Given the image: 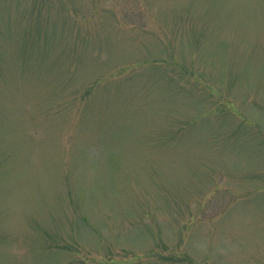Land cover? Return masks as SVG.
I'll use <instances>...</instances> for the list:
<instances>
[{
	"label": "rangeland",
	"instance_id": "rangeland-1",
	"mask_svg": "<svg viewBox=\"0 0 264 264\" xmlns=\"http://www.w3.org/2000/svg\"><path fill=\"white\" fill-rule=\"evenodd\" d=\"M0 264H264V0H0Z\"/></svg>",
	"mask_w": 264,
	"mask_h": 264
}]
</instances>
